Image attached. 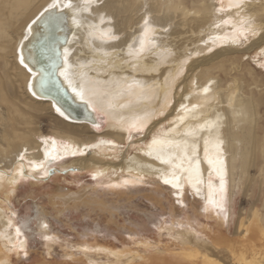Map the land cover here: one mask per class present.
I'll use <instances>...</instances> for the list:
<instances>
[{
    "label": "bare ground",
    "instance_id": "6f19581e",
    "mask_svg": "<svg viewBox=\"0 0 264 264\" xmlns=\"http://www.w3.org/2000/svg\"><path fill=\"white\" fill-rule=\"evenodd\" d=\"M52 2L53 0H0V103H4L7 109L6 117L3 111H0V123L1 120L5 121L1 132L2 142H0V173L4 174L0 176V192L5 195V198L0 197V264H13L12 244L19 240L23 241L25 246V240L15 234L17 225L9 214V202L21 178L14 175L20 164L23 163L25 172L27 167L25 161L44 159L46 146L41 139L44 135L40 127L43 112H55V116H58L56 119L62 122L55 107H61L65 111L67 117L66 121L63 119L65 127L58 126L53 130L54 139L58 142L57 150L62 143L59 138L65 139V142L73 147L83 148L85 144H95L97 135L90 133L88 123L98 124V122L86 120L88 117L97 120L96 111L88 106V95H92V102L97 111L103 112L108 118L103 137L119 140H122L127 133L116 123L121 116L125 118L133 115L143 116L147 112L152 114V119L161 111L168 110L171 112L168 115L172 117V128L173 123L179 124L178 117L185 115L180 108L181 104L189 108L192 104L202 105L194 113H190L184 124H179L175 131H165L159 133L157 137L167 135L172 139H186L189 155L193 152L192 145H195V157L191 165L186 162L185 166L195 169V160L198 159L199 177L195 172L190 177L188 173H184L181 183L184 185L183 192L191 190L194 197L199 196V202L204 203L203 207L209 213H217L220 210L213 208L207 202L210 177H217V181L212 180L216 188L220 183L216 174L218 165L216 167L210 165L209 159L223 160L226 188L229 186L232 195L236 187L240 188L241 185L243 187L246 182L249 186L254 182L255 178L250 174V169L253 167L259 168L262 176L260 184L261 187L264 186V113L262 111L264 84L252 69H240L238 55H230L229 51L234 45L232 43L234 27H242L240 22L242 17H254L257 35L262 32L264 0H244L241 8L233 6L236 0H222L224 4L221 3L222 6L217 7L213 4V0H106L103 6H92L91 12L82 13L80 18L86 25L88 22L99 23L101 12L112 16L113 24L105 23L100 27H112L120 38L108 42L89 37L86 26L76 29L72 25L70 14L68 18L53 16L49 19L45 16L34 25L33 35L24 42V55L32 57L26 62L36 73L33 76L19 64L18 47L27 25ZM73 3L79 5L81 0H73ZM217 9L223 10L217 11ZM56 11L59 12L60 9ZM67 11L65 9V12ZM145 16L149 17L152 27L156 29L151 37L155 40V47L147 45L145 53L136 58L128 54V46L129 44L138 46ZM229 19L231 23H222ZM216 24L220 26L217 28L214 26ZM73 32L76 33L77 38L65 45L66 39H71ZM260 36L262 37L258 40L263 44L264 31ZM39 38L44 42H39L37 48L31 50L30 44ZM64 46L72 49V55L69 57L73 65L70 69L72 73L70 79L78 89L83 84L86 89L85 100H81L73 92L65 77L60 75L62 63L58 67L55 66L59 62L54 51L58 50V54L62 53ZM211 46H216L218 52L212 53V50L208 52ZM43 52L48 59L50 69L48 74L55 73L54 77H58L62 87L70 93L67 97L68 102L63 100L56 102L43 92L45 89L39 88L41 74L34 63L39 62L38 58ZM105 52L109 55L105 56ZM246 71L251 74V80L247 83L244 81ZM209 81L214 82L211 91L204 94L201 90ZM29 82L33 84L31 90L28 87ZM54 82L51 81L52 86ZM136 82H139V85ZM11 88L13 91L10 90ZM33 92L36 94L33 95ZM100 93L105 95L101 96ZM233 93H236L234 99ZM109 102L114 107L109 108ZM173 102L174 105L171 106ZM120 105L126 107L122 108ZM236 112H243L244 115L237 116ZM206 121H215L218 127L209 128L206 126ZM200 125L205 127L198 131L195 137H181L180 134L187 129L198 128ZM218 140L223 141L220 149L216 147ZM105 142L107 141L95 145L99 148V145H104ZM51 147L49 142L47 148L51 149ZM25 149H27L25 159L19 161L18 157ZM148 151V147L142 149L130 159L127 158L128 160L124 155L120 163L114 164L115 169H121L127 174L126 177L131 179L141 175L159 176L160 173L156 170L166 171L167 166L162 165L154 156L147 155ZM59 154L63 155L62 152ZM110 165L113 164L107 166ZM121 177L124 178V174L114 177L112 181L119 182ZM197 178L203 181L202 184L197 185L200 188L199 194L191 186ZM13 179L17 180V183L12 184ZM114 182L113 184H117ZM161 182H158L161 188L169 189L173 193L174 190L170 186ZM181 198L183 199V194ZM214 198L219 200L220 193H215ZM193 200L196 204L197 199L193 198ZM231 213L228 215V220L232 216ZM214 218L217 226L207 225L208 231L203 234L204 237L197 235L194 229L183 228L182 231L173 229L174 236L178 240L174 245L181 249L170 253L189 264H264V213L256 203L248 210L240 211L234 231L238 237L235 241L223 233L221 228L225 224L223 217L219 215ZM9 221L12 222L11 227ZM149 243L140 242L139 249L135 251L127 248L108 250L110 256L114 258V264H135L144 258L140 250L150 251L153 247L160 252L163 248L158 247V244ZM84 253L89 256L88 252ZM157 259L160 260V264L169 262V258L164 253H157L154 261Z\"/></svg>",
    "mask_w": 264,
    "mask_h": 264
},
{
    "label": "rangeland",
    "instance_id": "374dc122",
    "mask_svg": "<svg viewBox=\"0 0 264 264\" xmlns=\"http://www.w3.org/2000/svg\"><path fill=\"white\" fill-rule=\"evenodd\" d=\"M213 1L216 7L222 6V0ZM262 33L263 31L259 36L249 35L246 41L234 44L229 51L230 55H238L240 69H252L264 84V43L261 44V40H258L262 37L260 36ZM216 46H211L212 53L218 52ZM246 73L244 81L247 83L251 80V74L248 71ZM10 90L13 91L12 88ZM255 90L258 92L257 89ZM3 104L0 103V111H3L6 117L7 109ZM262 107L264 113V105ZM170 113L164 110L163 115L154 116L142 135L134 134L129 140L126 133V136L119 140L103 137L108 118L103 112L96 111L99 129L87 122L90 125V133L97 135L95 144L112 140L120 147L112 148L105 142L104 145H99V148L89 149L85 155L64 156L63 159L56 160L50 165L55 171L47 177H42L39 171H34L30 175L36 178H20L15 192L11 195L9 214L15 224L21 228L23 235L19 238L25 240L24 248L28 256L25 257L23 251L18 253L13 249L14 251H11L13 264H114L109 248H127L135 251L139 249L138 244L142 241L158 244V247L165 249L162 248L160 252L153 247L150 251L140 250L144 258L135 264H160L159 259L154 261L157 253H164L169 258L167 264H189L170 253L181 249L174 245L178 240L173 232L176 229L182 231L183 228H190L200 237H204L203 234L208 231L207 225L217 226L214 218L218 216L217 213L206 211L203 207L204 203L199 202V196L194 197L191 190L184 191L182 203H178L169 189L161 188L157 175H145L143 183L128 187H106L114 181L117 182L112 179L120 177L121 174H124V178L121 177L117 184L131 179L126 177L127 174L121 169H115V165L122 161L124 155L128 160L142 149H146L153 136L168 132L172 121V117L168 115ZM55 115L52 111L43 112L40 127L44 137L54 138V128L58 126L63 128L65 125L63 121L66 118L57 114L61 122ZM4 123L5 121L1 120L0 142H2L1 132ZM58 140L65 142V139ZM28 162L29 160L25 161L27 166L25 176H29ZM108 164L113 165L108 167ZM237 166L239 167V161ZM96 172H101L103 175L94 179L92 174ZM250 174L255 179L249 186L246 182L243 187L242 185L240 188L236 187L233 195L227 186L225 192L224 209L227 216L231 212L232 216L227 222L224 220L225 224H221V228L223 233L234 241L238 238L234 231L242 209L246 211L256 203L264 213V186L261 187L260 184L261 172L259 168L253 167L250 169ZM210 178L217 181L216 176ZM0 197L5 198V195L0 192ZM193 198L197 199L196 204L193 203ZM220 215L224 219V213ZM42 223H47L46 230L40 226ZM44 235H53L57 239L44 241ZM80 246L93 248L82 249ZM84 252H88L89 256Z\"/></svg>",
    "mask_w": 264,
    "mask_h": 264
},
{
    "label": "snow or ice",
    "instance_id": "6c2138e0",
    "mask_svg": "<svg viewBox=\"0 0 264 264\" xmlns=\"http://www.w3.org/2000/svg\"><path fill=\"white\" fill-rule=\"evenodd\" d=\"M106 0H81V3L79 5L74 4L73 0H53L52 3L48 4L46 8L43 9L36 17L33 19L26 27L25 34L23 35V39L20 41L19 47H18V60L19 64L22 65L29 73H31L33 76L36 75V73L33 72L32 68L29 66V64L26 62L27 60L32 59L31 56L26 57L24 55V47L25 41L29 40V37L33 35V27L36 25L39 21H41L45 16H48L49 19H51L53 16L59 17V18H68L70 14L72 25L76 29H82L85 26L88 28V36L91 38L98 39L102 42H108V41H115L118 40L120 37L115 34L114 29L112 27L107 28H101V24H113L114 19L112 16L106 15L104 12H101L99 15V23H91L88 22L86 25L84 21L80 18L82 13H90L92 6H103L105 4ZM244 4V0H236L234 7L241 8ZM60 9L59 12H57V9ZM65 9L68 10L65 12ZM223 9H217V11H222ZM239 15V13H237ZM241 25L242 27L236 28L234 27V36L232 39V43L234 44H240L242 41H246L248 39L249 35L255 36L258 34L256 27H255V18L254 17H242L241 18ZM222 23H231V20H224ZM143 31L140 34L139 44L138 46H134L133 44H129L128 46V54L133 57H140L145 51L147 50V45H151L152 47H155V40L151 39V37L155 34L156 29L152 27L149 17L145 16L143 20ZM243 25H246V27H243ZM215 27H219V24L214 25ZM166 31V29H165ZM261 31H264V28L261 29ZM76 33L73 32L71 39H66L65 45L72 43L76 39ZM205 43H207L205 41ZM212 49L209 48L208 51H211ZM72 55V49L64 46L63 52L58 54V64L55 66H59L60 63H62V68L60 69V75L65 77V80L68 81L69 86L72 87L73 92L76 93V95L81 99H86V89L84 88L83 84L80 86V88H76L73 85L72 80L70 79V76L72 73L70 72V69H72L73 65L70 63L69 57ZM105 56L109 55L107 52L104 53ZM187 61H184L186 63ZM135 67V65H133ZM182 72V69H181ZM179 74V73H178ZM137 85H139V82H136ZM213 81H209L207 85L203 87L201 90L202 93L208 94L211 91V85L213 84ZM29 89L31 90L33 87V84L29 82L28 84ZM129 88H131V85H129ZM36 93L33 92V95ZM95 93H93L94 95ZM101 96L105 95V93H100ZM236 93H233V99L235 98ZM187 99V97L185 98ZM88 106L92 108L93 111H97L98 109L94 106L92 102V95H88L87 98ZM108 107H114V105L109 102ZM120 107H126V105H120ZM202 107L200 104H192L189 108L187 105L181 104L180 108L184 111L185 115H181L178 117L179 124H184L186 118L190 113H194L198 108ZM55 110L57 113L60 114V116L65 117V111L61 109V107H55ZM159 115H163V111L159 113ZM237 116L244 115L243 112H236ZM152 114L151 113H145L143 116L140 115H133L129 118H125L121 116L118 120H116V123L119 124L123 131H126L128 134V139L131 140L134 134H143L144 129L147 127L149 120L151 119ZM67 118V117H65ZM179 124L173 123L172 128L169 129V132L175 131ZM93 126L97 129H99L100 125L97 123H94ZM206 126L209 128L212 127H218L217 123L215 121H206ZM205 127V125H200L198 128H191L187 129L185 132L181 133V137H195L198 133V131L202 130ZM42 142L46 146L44 150V159L41 161H29V176H25L24 172V165L23 163L20 164L18 167L16 173L14 175H17L21 178L27 179V178H36L31 176V172L39 171L42 177H47L50 174H52L55 170L50 167L52 163H54L56 160L63 159L64 156H77V155H85L86 152L89 149L96 148L98 145H89L85 144L83 148L79 147H73L71 144H68L67 142H62L60 144L59 150H57V141L52 137H42ZM51 142V149L47 148V145ZM108 145H110L112 148L120 147V145L115 144L114 141L108 140L106 142ZM207 145V141H205ZM223 141L218 140L216 147L217 149H220V146L222 145ZM149 151L147 152V155L154 156L155 159L159 160L162 165L167 166V170H161L157 169L156 171L159 172V176H157V179L162 181L164 185H168L173 189V195L176 197L178 203H182L181 196L183 194V188L184 185L181 183V180L183 178L184 173H188L189 177L192 175L193 172L199 177V160H195L196 167L193 169L190 166H185L186 162L188 165H191L194 157L195 152L194 148L195 145H192L193 152L191 155H189V145L186 139H172L168 138L167 135L165 137H157L153 136V139L151 140L150 144L148 145ZM27 152V149L24 150V152H21L18 160L24 161L25 159V153ZM59 152H62L63 155H60ZM205 152L207 154V148H205ZM208 163L210 165H213L214 167H217V175L219 176V187L216 188L212 184L211 178L208 181V203L212 205L213 208L220 209L219 212H217V215L219 216L222 212L224 213V220L227 222L228 216L227 212L224 209V201H225V192H226V180H225V171L223 167V160L217 159L216 161H213L211 159L208 160ZM75 170V169H73ZM67 171V169H65ZM3 173H0V176H3ZM93 178L95 179L97 176L103 175L101 172L93 173ZM144 182V176H138L129 180H124L119 184H110L106 185V187H112V188H119V187H128L129 185H135L139 183ZM191 183V180H189ZM12 184L17 183V180L13 179L11 181ZM203 181L199 178L195 181V183H191L192 188L196 191L197 194L200 192V188L197 187V185L202 184ZM220 193L219 200L214 198L215 193ZM14 215V214H13ZM12 222L9 221V226L11 227ZM43 229H47L48 225L47 223H42L40 225ZM15 234L17 237H20L23 235L21 228L19 226H16L15 228ZM44 241H55L57 238L53 235H44L43 236ZM12 249H15L18 253L20 251H23V254L25 257L28 256L27 250L24 248V242L23 241H17V243L12 244Z\"/></svg>",
    "mask_w": 264,
    "mask_h": 264
},
{
    "label": "water",
    "instance_id": "95a60500",
    "mask_svg": "<svg viewBox=\"0 0 264 264\" xmlns=\"http://www.w3.org/2000/svg\"><path fill=\"white\" fill-rule=\"evenodd\" d=\"M43 41L42 39H38L37 41H32V43L30 44V49L31 50H35L37 48V45L39 44V42ZM44 42V41H43ZM54 54L58 56V50L54 51ZM39 62H35L34 65L36 67V69H38L40 71L41 74V80L39 83V88L41 90L45 89L43 92L45 94H48L52 100L59 102L60 100H63L65 102H68V96L70 95V93L62 87L60 81L57 79L58 77H54L55 73H53V71L51 73L53 74H48L49 66H48V59L46 58V53L43 52L42 56L40 58H38ZM53 80L54 84L53 86L51 85V81ZM38 88V89H39ZM87 121H91V122H98V119L95 120L94 118H86ZM89 121V122H90Z\"/></svg>",
    "mask_w": 264,
    "mask_h": 264
}]
</instances>
